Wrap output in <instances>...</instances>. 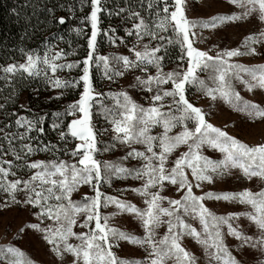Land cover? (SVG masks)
I'll use <instances>...</instances> for the list:
<instances>
[{
  "label": "snow or ice",
  "instance_id": "1",
  "mask_svg": "<svg viewBox=\"0 0 264 264\" xmlns=\"http://www.w3.org/2000/svg\"><path fill=\"white\" fill-rule=\"evenodd\" d=\"M227 2L234 6L229 13L192 19L187 16L186 0H172L171 4L168 0H139L135 7L125 0V6L115 10L105 7L104 0H90V11L81 18L91 27L87 54L82 60L65 61L64 57L70 53L57 50L45 37L42 54L39 49H21L23 62L0 64V80L6 84L19 77L60 90L49 99L62 98L63 89L78 91V98L51 113L48 127L56 133L59 144L43 143L41 139L48 113H33L29 117L15 110L6 111L9 100L14 102L15 90L0 104V112L7 120L0 127V193L5 194L0 204L5 208L9 204L30 206L28 211L36 222L27 223L18 231L34 230L60 264H65L66 255L71 256L67 264H167L168 260L173 264H200V257L184 245L185 238L200 246L206 264H242L232 255L228 237L235 238L241 249L248 246L264 254V187L255 192L249 188L214 190L210 187L229 176L255 178L258 183H264V135L258 142L249 144L231 135L227 125L222 129L208 122L204 111L186 98L187 85H196L202 94L212 100L218 96L235 111L246 114L249 120H264V106L244 100L235 88L238 83L247 91L264 90V63L238 62L242 56L264 55L260 51L264 48V0ZM88 4L89 0H80L81 7ZM47 11L51 14L54 9ZM101 12L119 16L122 24L130 21L131 27L123 28L124 36L117 35V28L111 25L102 29L98 15ZM253 17L260 22V28L245 35L238 47L220 48L215 43L205 49L195 46L205 40L202 30L246 22ZM53 19L60 24L65 22L63 16ZM76 31L79 33L81 29ZM101 32L109 44L115 46L119 42L128 47V54L100 55L97 37ZM129 37L134 39L129 42ZM144 37L149 40L143 42ZM170 47H178L176 61L179 63L165 72L164 62ZM93 63L98 69L102 65L103 75L109 81L129 71H139L140 75L134 76L135 83L129 87L146 91L147 104L138 103L126 89L98 92L90 76ZM78 65H82L78 77L63 79L57 75L58 70ZM198 70L208 72L207 79L214 87L196 75ZM104 97L111 98L113 105L103 104ZM94 105L97 113L111 125L109 141L99 139L108 133V128L96 129ZM20 108L26 106L21 104ZM157 127L162 131L151 134ZM177 127L180 130L173 132ZM33 132L37 135H31ZM34 140L37 142L33 143ZM101 143L106 146L101 147ZM133 144L141 145L143 150L132 147ZM118 146L128 148L118 161L97 158L98 154ZM181 146L185 147L184 151H179ZM206 148L220 152L221 158L214 160L204 155ZM61 151L65 159L59 158ZM39 152L49 153L53 158L29 159ZM9 155L13 158L7 159ZM129 159L137 160L139 166L127 167L119 162ZM24 170L29 174L18 175ZM10 176L13 178L9 179ZM128 178L140 184L126 186L118 192L127 191L141 197L144 207L101 190L116 179ZM81 185L91 192L73 200L72 195ZM168 187L178 194L175 198L163 194ZM211 200L239 203L250 210L218 215L205 204ZM110 205L114 211H102ZM122 213L138 221L142 235L110 223ZM240 217L249 223L240 224ZM189 219L198 221L199 227ZM74 225L82 230L74 231ZM162 226L165 231L161 235L158 229ZM253 226L255 231L248 234ZM70 238L78 242L72 243ZM124 241L143 248L147 255L143 259L118 256L115 249ZM0 262L35 264L11 243L0 245ZM260 264H264V259Z\"/></svg>",
  "mask_w": 264,
  "mask_h": 264
},
{
  "label": "rangeland",
  "instance_id": "2",
  "mask_svg": "<svg viewBox=\"0 0 264 264\" xmlns=\"http://www.w3.org/2000/svg\"><path fill=\"white\" fill-rule=\"evenodd\" d=\"M186 6L187 16L192 19L207 18L213 14H225L234 10V6L230 5L227 0H186ZM259 28L260 22L253 17L246 22L228 23L226 25H219L216 29H204L202 30V34L205 37V40L196 43L195 46L200 49H205L207 47H211V45L215 43L218 44L220 48H224L225 46L229 48L238 47L245 35L256 32L259 30ZM260 51L264 52V48H260ZM99 54L111 57L107 52ZM116 54H128V52L116 50L115 55ZM238 62L245 65L264 63V55H255L252 57L242 56L238 58ZM175 66L176 65L164 67L163 71H170L174 69ZM151 72L154 73L155 69L153 68ZM135 75H140V73H127L126 76H122L118 83L114 84L110 90L106 89V92L126 89L138 103L147 104L145 97L148 95V93L146 91H141L138 88L133 89L129 87V85L135 83ZM196 75L199 78L204 79L209 87H214L212 81L207 79L208 72L198 70ZM168 87H170V84L168 85ZM235 88L244 100L252 101L260 104L261 106H264V90L255 88L252 91H247L238 83H235ZM105 98L106 101L103 98L102 103L109 107L112 106L113 100L109 97ZM186 98L204 111L208 122L222 129L225 127V125H227L228 127L226 128V130L231 135H234L249 144L258 142L261 139V136L264 135V120H249L246 114L235 111L231 106L226 104L218 96L216 100H212L210 97L202 94L201 91H198L196 85H187ZM96 107V105L93 106L92 113L96 111ZM179 130V127H177L173 130V132ZM108 131L110 133L109 135L111 136L112 130L109 123ZM160 131H162V129L157 127L152 129L151 134L155 135ZM132 147L143 150L142 146L138 144H133ZM184 150V146H181L179 149V151ZM126 151H128L127 146H118L115 149L114 154L109 155L108 152H103L104 155L102 156V153H100L98 154L99 156L97 155V158L110 161H118V158L123 156ZM203 151L204 155L214 160L221 158V153L218 151H214L208 148L204 149ZM119 162L123 163L127 167H132L133 165L139 166V162L133 159ZM139 184L140 181L133 180L131 178H128L127 180L116 179L112 182L111 186L104 185L101 190L109 195H118L122 199L130 200L138 207H144L141 197L127 191L118 192V190L124 189L126 186H136ZM210 187L214 190H240L243 188H249L250 190L255 192L258 191L260 187H264V183H258L257 179L255 178L252 180H248L245 178L236 179L235 176H229L225 177L222 181L217 182L215 185H212ZM196 191L198 192L199 190L197 189ZM86 192L90 193L91 190L87 186L81 185L71 198L73 200H78L80 199L81 195ZM163 194L172 198H175L178 195L177 193H175L172 187H168ZM4 197L5 194L0 193V201H3ZM205 204L209 209H211L218 215L226 214L228 212H244L250 210L245 205L233 202H217L215 200H211L205 201ZM29 207L30 206L26 207L9 204V206L5 208L2 206V204H0V245L11 243L15 247L22 250L25 253L26 257L34 261L35 264H60V261L57 259V257L53 253H51L49 246L34 230L25 229V231L22 233L18 231L25 224L36 222V218L32 216L28 211ZM114 210V206L111 205L106 209H102V211L104 212H112ZM45 222L47 223V221ZM189 222L194 223V226L199 227L198 221L194 222L189 219ZM238 222L242 225H247L249 223L245 217H240ZM110 223L134 234H143L142 228L140 227L138 221L134 220L130 214L122 213L120 215H117L111 219ZM81 230L82 229L79 226L74 225V231ZM164 231L165 227L163 226L158 229V232L161 235ZM254 231L255 227L253 226L248 229V234H251ZM14 235L15 238H13ZM70 242L77 243L78 241H76L74 238H70ZM237 243L238 242L235 240V238H227V244L230 246L232 255H234L237 260L241 261L242 264H260V260L264 259V254L260 253L258 250L249 248L248 246H244V248L241 249L237 246ZM184 245L190 251L194 252L198 257H200V264H206L199 245L195 244V242L190 238H185ZM115 251L118 256L127 259H143V257L147 255V253L144 252L143 248L137 245H131L126 241L121 242L120 247L116 248ZM70 259L71 256L66 255L65 264H67V261H69ZM0 264H3V262H0ZM167 264H173L172 260H168Z\"/></svg>",
  "mask_w": 264,
  "mask_h": 264
},
{
  "label": "trees",
  "instance_id": "3",
  "mask_svg": "<svg viewBox=\"0 0 264 264\" xmlns=\"http://www.w3.org/2000/svg\"><path fill=\"white\" fill-rule=\"evenodd\" d=\"M129 4L134 7L139 4V0H127ZM169 4L172 0H168ZM105 7L113 10L118 7L125 6V0H104ZM48 8L54 9L53 13L47 11ZM71 9V11H69ZM14 10V11H13ZM90 11L89 4L81 7L80 0H0V64H6L10 62H23L24 54L21 49L27 50H40V54L43 52L42 44L45 37H48L49 42L56 45L57 50L63 49L65 53H70L64 57L65 61H77L87 54V36L91 33L90 24L87 21L81 20ZM143 14V13H142ZM125 15V14H122ZM65 17V22L60 24L58 20L53 17ZM100 27L107 29L110 25L117 28V35L124 36L123 28L125 26L131 27V22L126 21L121 23V18L115 15H108L107 12H101ZM76 29H81V32H77ZM163 34V33H161ZM171 31L169 30V35ZM53 37H62V39H56L53 41ZM131 42L134 37H129ZM148 37L143 38V42H147ZM155 45L153 41L152 46ZM116 50H122L128 52V47L121 45L119 42L115 46L107 42L103 32L98 34L97 37V51L98 53L107 52L108 55L114 56ZM179 55V49L170 47L168 50V58L164 62V67L176 65L179 61H176V56ZM80 67L78 65L72 69L58 70L57 75L63 79H73L78 77L80 73ZM153 68H150V71ZM139 71L133 73L129 71V74H136ZM127 74V73H126ZM126 74L124 76H126ZM90 76L93 81L94 88L98 92H106V89L110 90L114 84H117L121 77L115 78L113 81L107 80L102 72L101 68L98 69L96 64L93 63L90 68ZM13 90H15V99L9 100L6 105V111L11 112L13 110L19 112L25 116H31L33 113H48L44 124L45 134L41 137L43 143L59 144L57 141L56 133L51 131L48 127L52 120L51 113L53 111H60L63 106L71 102L74 98H78V91L76 89H63V97L59 100L49 99L54 97L58 89L47 87L36 80H21L19 77L15 78L9 83H5L4 80H0V104L5 103V97H11ZM82 90V82L81 89ZM106 101V98L104 97ZM24 104L26 108H20V105ZM95 108V107H94ZM27 109H30L28 111ZM93 122L96 129L108 128V122L97 111L92 113ZM68 117L67 119H70ZM14 119V118H13ZM7 123L4 118L3 112H0V127ZM66 127V124H65ZM13 129H6V131H12ZM20 131H23L21 128ZM109 131L99 139L102 142L109 141ZM31 135L36 136L37 133L33 132ZM71 139V138H70ZM26 142V141H25ZM37 141H33L36 143ZM61 149L63 145H59ZM72 146V145H70ZM101 147L106 146L101 143ZM7 145H5V149ZM115 149L108 152L109 155L114 154ZM104 153L102 152V156ZM99 156V155H98ZM97 156V157H98ZM7 159H12V156H7ZM52 155L46 152L34 153L29 159L35 160H47L52 159ZM60 159H65L63 151L59 153ZM28 171L18 172V175H28ZM13 177H9L12 179Z\"/></svg>",
  "mask_w": 264,
  "mask_h": 264
}]
</instances>
